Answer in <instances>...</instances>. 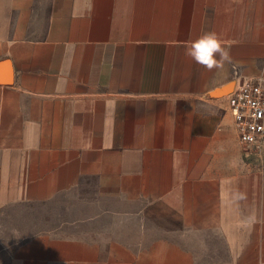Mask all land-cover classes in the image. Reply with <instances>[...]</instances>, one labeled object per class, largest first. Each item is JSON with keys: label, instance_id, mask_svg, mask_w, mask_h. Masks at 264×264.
<instances>
[{"label": "crops", "instance_id": "crops-1", "mask_svg": "<svg viewBox=\"0 0 264 264\" xmlns=\"http://www.w3.org/2000/svg\"><path fill=\"white\" fill-rule=\"evenodd\" d=\"M206 31L222 69L185 55ZM257 74L264 0H0V210L89 187L149 222L136 243L39 233L11 264H200L183 238L209 230L220 264H264V160L224 94Z\"/></svg>", "mask_w": 264, "mask_h": 264}, {"label": "rangeland", "instance_id": "rangeland-1", "mask_svg": "<svg viewBox=\"0 0 264 264\" xmlns=\"http://www.w3.org/2000/svg\"><path fill=\"white\" fill-rule=\"evenodd\" d=\"M90 189L88 187L85 191L66 192L47 202H25L2 208L0 264H11L16 247L39 233L106 239L123 234V238L128 241L138 242L141 222L145 221L149 225L143 214L138 213L142 202L129 204V211L124 212L126 207L121 203L100 197L90 192ZM149 232L156 234L158 229L155 231L151 228ZM173 234L181 236L180 233ZM205 237L208 238L207 244ZM140 239L143 240L142 236ZM183 240L197 251L200 264H220L227 258L226 245L218 231L192 233Z\"/></svg>", "mask_w": 264, "mask_h": 264}, {"label": "built area", "instance_id": "built-area-1", "mask_svg": "<svg viewBox=\"0 0 264 264\" xmlns=\"http://www.w3.org/2000/svg\"><path fill=\"white\" fill-rule=\"evenodd\" d=\"M235 119L238 145L244 156L264 160V74L236 80L225 94Z\"/></svg>", "mask_w": 264, "mask_h": 264}, {"label": "clouds", "instance_id": "clouds-1", "mask_svg": "<svg viewBox=\"0 0 264 264\" xmlns=\"http://www.w3.org/2000/svg\"><path fill=\"white\" fill-rule=\"evenodd\" d=\"M185 55L209 70L222 69L226 62H231L229 51L215 31H206L190 39L185 45Z\"/></svg>", "mask_w": 264, "mask_h": 264}, {"label": "water", "instance_id": "water-1", "mask_svg": "<svg viewBox=\"0 0 264 264\" xmlns=\"http://www.w3.org/2000/svg\"><path fill=\"white\" fill-rule=\"evenodd\" d=\"M232 85H233V82H230L229 84H227L226 86H224L223 89H227V88L231 87ZM219 90H222V88L219 89ZM224 91H225L224 94H227L229 90L228 91L224 90Z\"/></svg>", "mask_w": 264, "mask_h": 264}, {"label": "bare ground", "instance_id": "bare-ground-1", "mask_svg": "<svg viewBox=\"0 0 264 264\" xmlns=\"http://www.w3.org/2000/svg\"><path fill=\"white\" fill-rule=\"evenodd\" d=\"M231 90H229L228 92H230Z\"/></svg>", "mask_w": 264, "mask_h": 264}]
</instances>
